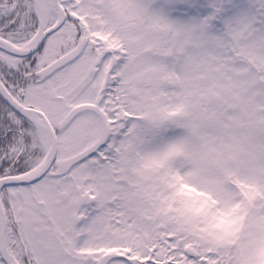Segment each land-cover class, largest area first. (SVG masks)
<instances>
[{
	"label": "snow or ice",
	"instance_id": "obj_1",
	"mask_svg": "<svg viewBox=\"0 0 264 264\" xmlns=\"http://www.w3.org/2000/svg\"><path fill=\"white\" fill-rule=\"evenodd\" d=\"M0 264H264V0H0Z\"/></svg>",
	"mask_w": 264,
	"mask_h": 264
}]
</instances>
